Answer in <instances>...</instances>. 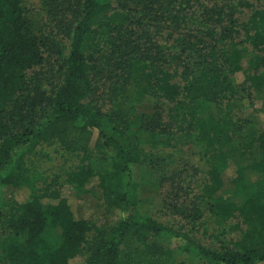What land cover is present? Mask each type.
<instances>
[{
	"label": "trees",
	"instance_id": "trees-1",
	"mask_svg": "<svg viewBox=\"0 0 264 264\" xmlns=\"http://www.w3.org/2000/svg\"><path fill=\"white\" fill-rule=\"evenodd\" d=\"M23 2L0 0V264H184L188 255L264 264V155L228 177L224 159L209 165L199 197L221 229L161 221L139 213L134 166L154 155L120 107L133 88L135 99H153L152 128L186 131L209 157L227 144L238 149L230 101L263 95L264 112V0H131L134 13L111 0H73L67 44L34 30ZM244 53L257 64L243 68ZM52 56L60 75L49 87L35 77ZM51 140L75 157L64 174L11 173L28 149ZM93 181L114 211L109 230L96 233L64 190ZM11 185L28 197L3 211ZM225 191L247 196L237 205Z\"/></svg>",
	"mask_w": 264,
	"mask_h": 264
},
{
	"label": "rangeland",
	"instance_id": "rangeland-1",
	"mask_svg": "<svg viewBox=\"0 0 264 264\" xmlns=\"http://www.w3.org/2000/svg\"><path fill=\"white\" fill-rule=\"evenodd\" d=\"M111 1L116 9L128 10L131 13L136 10L131 0ZM200 2L202 3V0ZM72 3L73 0H24L23 5L34 30L49 41H63L67 44L72 22L77 16V8ZM54 59V56L48 58L41 68L36 69L35 78L46 81L49 87L58 81L60 75L58 66L53 63ZM257 62L258 59L253 54L244 53L241 64L245 68L255 66ZM260 98H263V95L257 96L253 104L242 99L230 101L228 107L231 109L233 122L229 133L240 142V146L236 150L228 144L220 146L216 153L209 157L204 154L203 144L186 131L152 128L149 117L153 112V99L148 96L135 99L134 89H128L120 104L123 118L154 155L152 162L134 166L133 178L136 183V204L139 213L185 229H191L192 223H195L196 228L193 230L195 232L199 230L200 233L204 228L208 233L221 229L224 225L211 217L206 201L199 197V191L211 163H220L224 159L228 163L225 171L228 177L235 167L249 164L264 155V142L257 140L259 137L264 140V112L261 110ZM103 101L105 107L113 108L106 96ZM201 107L207 111L211 110V106L206 103H202ZM153 130L158 133V138L150 139L149 135ZM249 131L255 134L251 136ZM74 162L75 157L65 151L57 141H43L16 159L11 167V173L17 175L29 169H48L52 173L62 175ZM94 165L101 167L102 163L95 162ZM64 190L90 219L94 233L98 230H109L113 223L114 211L105 203L96 181L82 187L70 185ZM28 193L25 187L9 186L2 196L1 210L4 211L14 200L19 203L26 200ZM223 195L225 199L239 205L247 193L231 195L225 191ZM195 216L199 218L194 220ZM92 233L90 237L94 236ZM84 260V257L76 258L71 264H82ZM184 264L208 263L188 255L184 259Z\"/></svg>",
	"mask_w": 264,
	"mask_h": 264
}]
</instances>
